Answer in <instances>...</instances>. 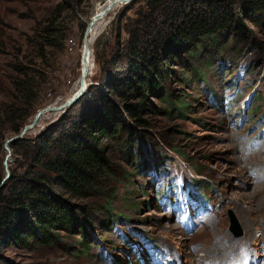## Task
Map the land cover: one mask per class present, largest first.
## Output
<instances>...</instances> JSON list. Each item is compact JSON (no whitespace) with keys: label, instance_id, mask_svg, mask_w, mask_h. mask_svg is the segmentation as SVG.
<instances>
[{"label":"rangeland","instance_id":"374dc122","mask_svg":"<svg viewBox=\"0 0 264 264\" xmlns=\"http://www.w3.org/2000/svg\"><path fill=\"white\" fill-rule=\"evenodd\" d=\"M57 1L0 0L4 50L9 52L8 42L27 31L29 14L39 17ZM74 2L75 13L66 14L63 48L47 59L37 110L60 106L78 90L86 22L104 0ZM184 2L181 8L179 0H166L165 9L164 3L150 7L147 0H134L107 14L92 45L89 85L70 107L47 112L24 136L34 138L43 130L59 136L62 129L81 134L84 119L105 97L125 119L123 130L106 122V137L97 139L111 172L97 189L68 198L77 220L53 230L55 242L1 245L0 264H238L249 255L256 262L240 264H264V16L241 14L250 30L246 41L232 29L203 48L196 42L180 46L171 36L183 28L188 4H201ZM147 19L151 35L142 32ZM156 30L164 35L161 48L150 42ZM137 34L145 38L141 54L158 65L139 113L142 125L124 111L125 103L139 106L141 95L127 90L121 100L105 84L126 73L123 53ZM114 58L119 59L116 72ZM127 136L133 144L129 151L123 142ZM7 165L9 171L24 168L12 151ZM187 190L200 195L204 205L186 197Z\"/></svg>","mask_w":264,"mask_h":264},{"label":"trees","instance_id":"16d2710c","mask_svg":"<svg viewBox=\"0 0 264 264\" xmlns=\"http://www.w3.org/2000/svg\"><path fill=\"white\" fill-rule=\"evenodd\" d=\"M179 1L178 5L182 8L187 6L184 1L189 0ZM165 2L147 0L150 7L164 3L166 9L168 4ZM199 2L201 4L196 8L188 4L189 11L184 14L183 28L171 36L180 46L196 42V45L203 48L208 43H215L219 34L232 29L246 41L250 30L240 20L241 14L247 12L251 17L264 16V0ZM77 4L74 0H59L51 3L39 17L34 13L29 14L31 23L27 31L19 39L8 42L11 48L9 52L4 50L5 44L0 42L3 46L0 49V182L4 176L5 140L20 133L24 125L34 117L41 87L46 82L47 59L50 53L62 50L69 30L66 14L75 13ZM169 16L164 14V22H167ZM151 22V19L144 20L143 33L150 34ZM152 34L154 36L150 42L161 48L164 35L158 30ZM131 37L123 53L126 73L117 74L121 77L105 84L121 100L129 95L127 90H135L141 95L139 106L125 103L124 111L129 118L142 125L144 121L140 119L139 113L144 105L146 91L152 86L151 74L157 72L158 65L156 60L147 59L139 51L145 38L140 34ZM156 52L150 55L156 56ZM118 60L114 58L111 62L115 72ZM164 62H169L168 58ZM124 121L121 110L104 97L96 112L84 119L85 131L81 134L71 129H62L59 136H54L51 131L43 130L34 138L25 135L9 144L12 153L21 156L24 168L22 171L11 169L10 177L0 190V247L10 242L23 245L29 241L53 243L57 237L53 230L65 229L77 220L74 206L68 198L97 189L109 176L111 169L97 139L100 136L106 137V122L113 130H123ZM127 129L131 135V129ZM130 139L127 136L123 141L127 151L133 145ZM51 148L56 149L53 155ZM164 195L166 192L162 190L161 196ZM191 195L202 201L199 195L193 192ZM143 242L149 243L145 240Z\"/></svg>","mask_w":264,"mask_h":264},{"label":"bare ground","instance_id":"6f19581e","mask_svg":"<svg viewBox=\"0 0 264 264\" xmlns=\"http://www.w3.org/2000/svg\"><path fill=\"white\" fill-rule=\"evenodd\" d=\"M101 3V2H100ZM123 3H125L123 0H104V2L102 4H97L95 6V9L92 13V15L90 16V18L87 20V24H86V29L82 38V44H81V49H80V75L76 81V90L77 88H79L80 86H84V90L85 88L89 85L88 81H89V77L92 74V70L94 68V64H93V59H92V45L94 42V39L97 37L98 34H100L99 32H101V28L103 27V25L105 24V17L107 16V14L114 8H116L118 5H122ZM93 17H95V19H93ZM93 21L90 24V21ZM101 30V31H100ZM86 50L87 55H86ZM69 99H67L66 101H68ZM62 105V104H61ZM57 106V104H53L50 105L51 110H43L41 112V116H43L44 114H46L47 112L49 113L50 111H57L59 109H63L66 108V106ZM61 111V110H60ZM36 114V112H35ZM34 114V116H35ZM10 148V147H9ZM7 154V150L5 151ZM10 156L7 157V163L9 161ZM263 186H258L256 189H260ZM245 220L243 218L240 219V223H244V225H246V223L244 222ZM242 223V224H243ZM260 250L261 248L257 251L259 252V254L256 256V260H259V255H260ZM250 253V252H249ZM246 259L248 260H255V258H251V255H249L248 257H246ZM214 263V262H212Z\"/></svg>","mask_w":264,"mask_h":264},{"label":"water","instance_id":"95a60500","mask_svg":"<svg viewBox=\"0 0 264 264\" xmlns=\"http://www.w3.org/2000/svg\"><path fill=\"white\" fill-rule=\"evenodd\" d=\"M125 3H129V2H132L134 0H123ZM93 19H95V17H93ZM93 21L91 20L90 21V24L92 23ZM87 24V22H86ZM87 50H86V55H87ZM84 90V86H80L78 88V90L71 96V98H69L68 101L64 102L61 106H66V108L70 107L78 98V96L82 93V91ZM53 108H51L50 106H45L43 108H40L36 111V114L35 116L32 118V120H30L27 124L24 125V127L22 128V130L20 131V133L18 134H15L13 136H10L9 138H7L5 140V143H4V148L5 150H7V154L4 156V160H3V164H4V167H5V174L0 182V190L3 188L6 180L10 177V171L8 169V165H7V157L11 155V151H10V148H9V144L19 140V139H22L24 134H26L27 132H29L30 130H32L38 123V120L40 118V115H41V112L43 110H51ZM231 222L233 223V225L237 224V221L235 219V216L231 213Z\"/></svg>","mask_w":264,"mask_h":264}]
</instances>
